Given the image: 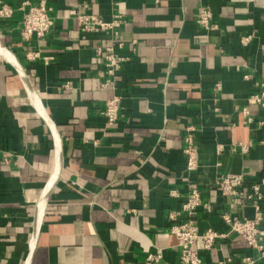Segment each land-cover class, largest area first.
<instances>
[{"label":"crops","instance_id":"crops-1","mask_svg":"<svg viewBox=\"0 0 264 264\" xmlns=\"http://www.w3.org/2000/svg\"><path fill=\"white\" fill-rule=\"evenodd\" d=\"M2 2L13 10L0 16V264H138L158 249L152 264H182L169 227L185 216L181 203L193 186L207 201L195 213L199 230H227L223 211L253 215L247 185L235 202L215 179L230 171L243 172L246 184L264 178V106L249 97L264 78V0H49L53 23L29 38L20 34L19 0ZM200 3L211 7L216 28L196 23ZM80 11L126 16L117 50L129 57L111 85H101L93 50L111 32L82 29ZM28 48L41 56L27 57ZM113 94L118 117L107 123L101 109ZM188 123L193 169L183 151ZM194 246L202 264H242L243 254H258L235 231L209 248L198 237Z\"/></svg>","mask_w":264,"mask_h":264},{"label":"built area","instance_id":"built-area-1","mask_svg":"<svg viewBox=\"0 0 264 264\" xmlns=\"http://www.w3.org/2000/svg\"><path fill=\"white\" fill-rule=\"evenodd\" d=\"M18 7L22 9V21L19 27L20 34L23 38H29L35 34L44 35L53 23V17L50 13L51 5L49 0H19ZM13 7L5 2L0 4V16L11 14ZM122 11L113 12L110 17H104L98 13L91 11H80L76 13V20L80 27L84 30L104 29L111 32L110 41L107 43H96L93 45L94 54L100 56V66L97 69L98 75L101 77L100 83L103 86L113 83V74L121 65L122 61L129 57V54L121 53L117 48L124 45L125 39L119 33V26L125 19ZM195 21L199 26L204 28H216L217 22L213 20V11L206 3H200L195 13ZM251 38L250 33L242 34L240 39L243 43H248ZM135 38L131 39L133 43ZM135 48V46H131ZM26 56L35 58L41 56L38 49L28 48ZM45 59L52 57L51 55H43ZM245 77L248 72L243 74ZM69 84V80L64 82ZM258 88L250 93L249 97L259 106H264V78L255 80ZM213 99L214 107H218V90L221 88V81L213 82ZM120 107V95L113 94L106 97L101 109L107 123H112L118 117ZM242 111L245 114L244 120L249 122L252 120L249 106L244 104ZM195 126L188 123L184 127V145L183 151L186 155V168L193 169L199 165L197 145L194 142ZM251 145L250 140L240 141L239 147L242 151H247ZM217 151H221V145L217 144ZM246 182V176L241 171H230L218 175L215 179V185L222 194H230L235 202L241 201L240 188L247 185L246 197L254 200L255 211L251 216H238L229 211H223L221 217L228 225L227 230H221L212 225L207 226L203 230H199L196 210L201 205H207V201L203 199L198 186H193L187 192L181 207L185 216L170 225V230L177 237L178 255L182 264H202V254L200 250L194 246V242L198 237L202 238V248H209L219 237H224L229 231H235L241 234L248 244L257 250L256 255L243 254L242 264H261L260 260L264 256V224L262 201H264V178L260 180H252ZM171 193H175L172 188ZM174 215L172 211L170 213ZM161 256V251L148 252L138 264H152Z\"/></svg>","mask_w":264,"mask_h":264},{"label":"water","instance_id":"water-1","mask_svg":"<svg viewBox=\"0 0 264 264\" xmlns=\"http://www.w3.org/2000/svg\"><path fill=\"white\" fill-rule=\"evenodd\" d=\"M16 61H17V63L15 62L16 65L18 66L19 69H21V72H22V74H23L24 77H25V81L27 82V86H28L29 92L31 93L32 97H33L34 99H36V101L38 102V96H37L35 90L33 89L32 85L29 83V80L27 79L26 75L24 74L23 68L21 67L19 61H18L17 59H16ZM39 106H40V102H39ZM40 107H41V106H40Z\"/></svg>","mask_w":264,"mask_h":264},{"label":"bare ground","instance_id":"bare-ground-1","mask_svg":"<svg viewBox=\"0 0 264 264\" xmlns=\"http://www.w3.org/2000/svg\"><path fill=\"white\" fill-rule=\"evenodd\" d=\"M2 53H4L7 57H10V55L5 50H2Z\"/></svg>","mask_w":264,"mask_h":264}]
</instances>
